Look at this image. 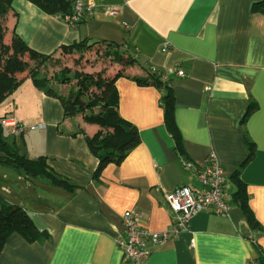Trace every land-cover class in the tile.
I'll use <instances>...</instances> for the list:
<instances>
[{
    "label": "crops",
    "instance_id": "obj_1",
    "mask_svg": "<svg viewBox=\"0 0 264 264\" xmlns=\"http://www.w3.org/2000/svg\"><path fill=\"white\" fill-rule=\"evenodd\" d=\"M85 1L94 4L91 14L70 26L29 0H13L4 18L5 40L15 33L47 54L81 41L128 51L135 61L127 72L145 76L155 70L172 88L181 148L165 123L162 88L122 75L115 83L118 110L138 129L139 140L95 177L99 159L86 136L99 126L67 116L59 98L27 77L0 101V121L11 116L23 125L16 134L3 127L5 135L18 153L43 157L49 170L78 187L28 176L2 162L0 151V200L22 206L43 235L30 240L12 233L0 264H264V12L254 10L263 0ZM41 122L43 128L30 129ZM211 152L224 171L228 214L196 213L177 237L148 243L147 257L126 259L118 242L126 236L123 214L136 210L150 231L170 230L174 213L166 194L182 185L202 189L182 161L201 169ZM236 171L258 229L232 202Z\"/></svg>",
    "mask_w": 264,
    "mask_h": 264
},
{
    "label": "trees",
    "instance_id": "obj_2",
    "mask_svg": "<svg viewBox=\"0 0 264 264\" xmlns=\"http://www.w3.org/2000/svg\"><path fill=\"white\" fill-rule=\"evenodd\" d=\"M48 14L66 17L74 13L75 0H29ZM13 0H0V101L11 94L19 84L31 77L35 86L47 95L57 97L64 106L65 114L70 117L81 115L86 123L96 124L99 130L92 136H86L91 151L98 157L99 165L95 171L98 177L104 165L119 163L139 140L138 129L124 119L118 110L119 96L116 88L118 77L131 76L139 84H153L162 88V103L164 106L165 123L175 139L176 146L181 148V136L174 119V95L172 88L164 84L155 70H148L145 76L131 75L127 72L135 61V57L128 51H120L114 44L101 41H81L61 46L58 52H66L77 57L80 62L87 60L89 53H103L114 63L122 65L112 75L104 73L75 71L73 77L77 88L63 96L53 86L52 78L43 75L40 68L55 54H47L30 47L21 37L13 33L10 41H6V25L4 18L11 9ZM254 10L264 12V0L254 4ZM84 19V18H83ZM82 19V20H83ZM80 20V22L82 21ZM57 53V52H56ZM55 81L67 83L70 77L66 72L55 74ZM98 110L95 111L94 109ZM251 110V109H250ZM0 151L5 154L2 162L9 163L25 172L28 176L44 177L52 183L75 190L78 186L49 170L43 157L29 159L11 147L8 137L0 121ZM253 152L248 156L250 159ZM236 191L232 195V202L237 203L243 210L250 225L254 229L260 228L249 206V195L239 171L233 173ZM14 232L36 240L43 235L36 229L28 212L18 204H8L0 200V250L6 239Z\"/></svg>",
    "mask_w": 264,
    "mask_h": 264
},
{
    "label": "built area",
    "instance_id": "obj_3",
    "mask_svg": "<svg viewBox=\"0 0 264 264\" xmlns=\"http://www.w3.org/2000/svg\"><path fill=\"white\" fill-rule=\"evenodd\" d=\"M94 4L91 1L75 0L74 13L64 17L70 26L77 25L88 14H91ZM167 46L164 48V50ZM183 75V71H179ZM2 126L10 133L16 134L23 125L14 117L1 119ZM44 124L31 125L30 129L43 128ZM183 168L195 171V175L202 185L201 190L182 185L168 192L165 196L166 206L174 213V221L170 230L162 232L150 231L143 223L142 216L136 210H128L123 214V223L126 229L125 239H119V246L126 259L138 262L149 254L148 243L162 245L170 238L177 237L182 231L189 228V223L196 213L204 210H213L218 214H228L230 196L224 188V171L217 156L211 152L205 160V165L197 169L189 160L182 161ZM250 264H258L251 261Z\"/></svg>",
    "mask_w": 264,
    "mask_h": 264
},
{
    "label": "rangeland",
    "instance_id": "obj_4",
    "mask_svg": "<svg viewBox=\"0 0 264 264\" xmlns=\"http://www.w3.org/2000/svg\"><path fill=\"white\" fill-rule=\"evenodd\" d=\"M88 59L80 62L77 57L69 55L66 52H57L53 54L47 63L41 66L40 70L43 75H47L52 78L54 88L61 93L63 96H66L70 90H75L77 88V82L73 77L75 71L81 72H103L105 76L112 75L114 72L122 68V65L114 63L111 58H107L103 53H89L87 55ZM66 72L70 77L69 82L61 83L55 81V74L60 72ZM95 111L98 109L95 108ZM99 130V129H98Z\"/></svg>",
    "mask_w": 264,
    "mask_h": 264
}]
</instances>
